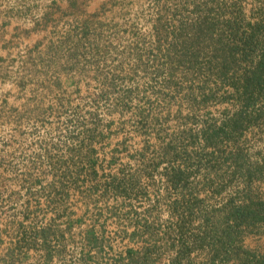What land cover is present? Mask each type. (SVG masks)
Returning <instances> with one entry per match:
<instances>
[{
    "label": "rangeland",
    "instance_id": "1",
    "mask_svg": "<svg viewBox=\"0 0 264 264\" xmlns=\"http://www.w3.org/2000/svg\"><path fill=\"white\" fill-rule=\"evenodd\" d=\"M68 2L0 0V20H84L88 31L47 34L39 44L23 33L6 41L0 26V264H124L129 249L154 244L163 264L173 253L167 232L188 208L184 197L195 204L184 215L196 223L220 214L245 186L225 158L241 146L253 161L264 148V118L233 140L207 143L204 129L237 108L234 88L210 66L212 46L199 59L168 64L175 25L209 20L220 34L230 16L261 19L264 0ZM81 167L96 170L97 180L51 202L50 183ZM250 188L262 195L264 181ZM52 222L50 260L42 238L16 249L27 229ZM249 235L248 246L264 254V226Z\"/></svg>",
    "mask_w": 264,
    "mask_h": 264
},
{
    "label": "trees",
    "instance_id": "2",
    "mask_svg": "<svg viewBox=\"0 0 264 264\" xmlns=\"http://www.w3.org/2000/svg\"><path fill=\"white\" fill-rule=\"evenodd\" d=\"M243 20L242 16L233 15L221 21L223 30L220 34L215 31L216 23L213 21L198 20L191 24L182 22L178 26L175 25L174 38L169 42L166 53L168 64L173 65L199 59L206 47H214V50L205 52L210 58V66L217 67L221 78L226 81L228 79L234 88L237 108L227 112L228 116L223 124L204 129V136L209 145L215 144L223 136L233 140V137L244 133L252 124H259V120L264 118V12L258 21ZM185 30L191 31L185 34ZM202 33L205 36L201 42ZM85 34H88V31ZM207 40L209 43L206 44ZM74 54L76 53L71 57L77 56ZM225 159L236 162L237 171L243 176L245 186L235 192L236 196L233 194L224 202L223 207L219 209L220 214H200L198 223L192 216L195 214V204L184 197L183 201L188 205L184 210L187 209L192 215H184V210L179 212L180 218L176 226L172 232H167V238L171 241L168 250L173 248L176 251V256H171V264H182L184 260L190 264H228L231 259L235 260L234 264H264V254L246 247L243 242L246 235L258 232L259 228L264 226V194L252 195L250 191L253 181H264V148L258 150L253 161L241 146L235 151L232 150ZM83 169L86 168L81 167L76 172L66 170L59 176V186L57 181L50 183L48 195L51 202H56L53 196H62L65 199L70 197L73 184L77 186L80 182L97 180L96 170L83 172ZM179 171L182 173V170ZM84 173L86 175H83ZM113 177L115 184L116 177ZM175 177L177 178L174 185L178 187L182 175ZM174 209L176 210L177 206ZM52 225L55 223L41 228L31 226V230H26L24 244L18 245L16 249L23 250L27 247L28 250L38 238H42V247L49 252L47 259L50 260L52 234H57ZM197 250L206 252L205 261L197 263L192 259V253ZM14 251L15 248L10 255L13 256ZM154 253L161 255L156 244L145 247L144 252L131 248L127 251V261L124 264H153L156 260L152 258Z\"/></svg>",
    "mask_w": 264,
    "mask_h": 264
},
{
    "label": "crops",
    "instance_id": "3",
    "mask_svg": "<svg viewBox=\"0 0 264 264\" xmlns=\"http://www.w3.org/2000/svg\"><path fill=\"white\" fill-rule=\"evenodd\" d=\"M54 1V0H53ZM69 1L68 4L66 5V7H72L71 2L74 0H66ZM9 9V6H8ZM49 15L48 10H44L43 13L41 14L42 19L45 17H47ZM84 20H0V26H5V28L8 30V34L5 35L6 41H8L9 39H11L12 35L14 36L15 33H23L24 36V40L26 41H33V42H40L45 39V36L47 34H51L52 36L54 34H56L55 32H60L61 34L66 35H72L73 34H77L79 32V30L82 29V32L85 30L86 28V23H83ZM71 33V34H70ZM3 36V30L0 31V37ZM15 39V37H13ZM12 38V39H13ZM5 38L2 39V41ZM38 45V44H37ZM8 46V45H5ZM8 50V47H7ZM250 235H246L244 237V245L248 248L254 249V247L252 246H248V244L246 243V239L249 238ZM172 254H169L167 256V259H164L163 264H171V260L172 257L174 258V256H176V251L173 249ZM156 253L152 254V258H156L155 257ZM126 256H124V263H126ZM82 259L85 261L83 262ZM80 259V261L83 264H89L88 259L87 258H82ZM192 259H194L197 263L201 262V261H205L207 259L206 256V252L205 251H201V250H197L194 251L192 253ZM158 260V258H157ZM155 260V262L153 264H159V262ZM235 260L231 259L229 261L228 264H234ZM44 264H50V261H46V263ZM81 264V263H80ZM119 264L120 263V259H119ZM182 264H190V262L187 261H183Z\"/></svg>",
    "mask_w": 264,
    "mask_h": 264
}]
</instances>
